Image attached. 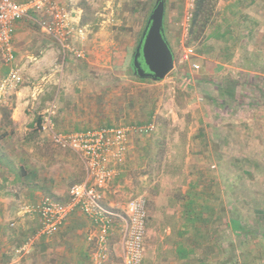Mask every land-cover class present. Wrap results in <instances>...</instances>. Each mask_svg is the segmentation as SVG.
Instances as JSON below:
<instances>
[{
	"label": "rangeland",
	"instance_id": "obj_1",
	"mask_svg": "<svg viewBox=\"0 0 264 264\" xmlns=\"http://www.w3.org/2000/svg\"><path fill=\"white\" fill-rule=\"evenodd\" d=\"M181 1L185 11L169 43L175 67L168 76L139 78L131 58L119 75L104 70L98 90L85 92L95 126L154 125L151 134L134 135L130 186L122 180L104 204L146 198L142 264H264V0H218L197 41L188 35L194 6ZM152 4L153 11L156 0ZM217 30L221 36L208 37ZM0 64L6 65L1 48ZM5 75L0 71V83ZM21 85L0 97V150L18 173L0 165V264H38L47 236L18 252L39 227L37 214H25V206L43 199L68 204L70 188L85 179L80 155L54 145L36 125L53 95L37 94L34 101L30 95L25 114L18 113L25 122H12ZM189 200L202 215L193 223ZM18 209L28 218H16ZM232 221L241 224L237 232ZM123 223L114 225L103 264H124L116 250ZM179 245L188 256L179 254Z\"/></svg>",
	"mask_w": 264,
	"mask_h": 264
},
{
	"label": "crops",
	"instance_id": "obj_2",
	"mask_svg": "<svg viewBox=\"0 0 264 264\" xmlns=\"http://www.w3.org/2000/svg\"><path fill=\"white\" fill-rule=\"evenodd\" d=\"M152 3L153 0H72L65 10L70 21L84 30L83 35L75 32L61 37L54 31L53 19L43 16L31 15L18 21L12 39L14 60L5 66L0 64V71L6 74L5 77L12 68L17 69L22 76V85L16 92V108L11 115L12 122L21 125L25 122V118L18 113L23 111L25 114L26 106L30 102L26 100L27 97L31 95L34 101L37 94L40 99L49 93L53 97L47 108L54 109V130L57 133L126 126H95L94 122L90 123L85 92L98 90V77L104 70L109 74L119 75L126 62L131 60L152 12ZM184 11L181 0H165L164 29L169 43L172 38L176 40L175 29L182 22ZM222 31H212L208 37L218 38ZM77 52L82 55L78 56ZM37 79V86H34ZM88 98L89 101L94 100L95 104V99L89 95ZM206 121L208 120L204 119L205 123ZM137 138L134 135L130 138L126 163L116 165L118 174L114 183L105 191L104 202L107 193L117 192L122 180L130 186V171ZM38 199L40 201V197ZM38 201L35 200L36 203ZM126 205L109 201L108 207L121 215ZM19 210L15 212L16 218H28ZM115 221L117 223L119 219L115 218ZM94 232V222L81 210H74L54 235L46 237L47 245L44 242L45 244L38 247V264H43L41 260L47 253L45 264H93L97 246L94 241H89V237ZM116 247L121 252L117 253L118 256L123 259V238ZM108 259L109 255L106 260Z\"/></svg>",
	"mask_w": 264,
	"mask_h": 264
},
{
	"label": "built area",
	"instance_id": "obj_3",
	"mask_svg": "<svg viewBox=\"0 0 264 264\" xmlns=\"http://www.w3.org/2000/svg\"><path fill=\"white\" fill-rule=\"evenodd\" d=\"M70 1L72 0H0V48L5 62L11 64L14 60L12 39L15 24L31 15L53 19L54 31L61 37L75 32L83 35L84 30L70 21L65 10ZM194 2L195 0H191L192 7ZM77 55L82 54L77 52ZM20 83L21 74L12 68L0 83V97ZM54 114L53 107L45 111L42 130L54 145L80 155L85 166V179L70 188L68 204L43 199L34 206H25V214H37L39 227L18 252L27 253L36 241L54 235L69 215L79 209L94 222L95 232L89 237V241H94L97 246L94 264H103L107 259V244L114 229L115 218L124 222L123 263L142 264L147 230L146 198L140 196L130 200L123 213L118 215L104 204V193L118 174L116 165H124L127 161L131 136L149 135L153 132L154 125L106 126L60 134L54 130Z\"/></svg>",
	"mask_w": 264,
	"mask_h": 264
},
{
	"label": "water",
	"instance_id": "obj_4",
	"mask_svg": "<svg viewBox=\"0 0 264 264\" xmlns=\"http://www.w3.org/2000/svg\"><path fill=\"white\" fill-rule=\"evenodd\" d=\"M165 0H157L132 57L135 75L163 80L175 67L174 54L165 36Z\"/></svg>",
	"mask_w": 264,
	"mask_h": 264
},
{
	"label": "trees",
	"instance_id": "obj_5",
	"mask_svg": "<svg viewBox=\"0 0 264 264\" xmlns=\"http://www.w3.org/2000/svg\"><path fill=\"white\" fill-rule=\"evenodd\" d=\"M218 0H195L194 7L192 10V18L189 25L188 35L190 36L191 40L197 41L201 36L204 35L206 29L210 26L212 23L213 15L216 12L215 8L217 5ZM42 117H38L36 120V125L40 129L42 128ZM2 150H0V165L5 166L8 168L9 172H12L13 174L17 175L18 173L13 169L12 166H9L6 160L7 157L3 153H1ZM24 168V167H23ZM25 170V168H24ZM25 174H23L24 176ZM19 178L21 176L19 175ZM191 187H194V185L191 184ZM195 205L196 202L194 200H189V203L187 204V215L188 220L190 222L195 221V217L202 216L201 212H199L197 215L195 214ZM197 206V205H196ZM205 209H208L207 206H204ZM194 212V213H193ZM232 229L234 231H238L241 229V224L238 221H232ZM178 252L181 256L185 257L188 256V254L191 252L188 249H185L181 245L178 246Z\"/></svg>",
	"mask_w": 264,
	"mask_h": 264
}]
</instances>
